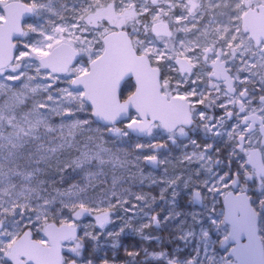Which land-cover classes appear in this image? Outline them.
Returning a JSON list of instances; mask_svg holds the SVG:
<instances>
[{
	"label": "rangeland",
	"instance_id": "374dc122",
	"mask_svg": "<svg viewBox=\"0 0 264 264\" xmlns=\"http://www.w3.org/2000/svg\"><path fill=\"white\" fill-rule=\"evenodd\" d=\"M6 1L0 0V18ZM25 1L33 5L34 12L16 43L18 49L27 46L30 50L25 55L17 51L13 63L0 69L4 77L0 78V226L11 230L18 220L14 213L23 212L35 218L37 227H18L13 243L27 228L49 243L48 222L69 223L68 218L77 211L107 207L109 213L98 220L78 219L80 236L63 244L64 251H71L75 259L65 255V264H104L95 256L105 258L107 264H168V259L186 264L197 256L201 264H224L227 249L220 243L230 226L218 221L223 220V198L231 187L221 186L219 195L202 191L203 204L196 205L192 185L240 167L239 161L229 158L239 128L229 130L240 118H227V103L222 102L223 117L214 113L219 107L216 100L193 104L196 124L191 131L179 127L167 132L156 122L145 136L138 137L127 129L130 120L139 118L137 113L127 121L105 126L93 118L92 108L83 107L84 90H69L70 79L61 77L60 84L53 79L55 87L50 89L48 80L41 78L45 69L39 56L57 43L69 41L81 51L69 72L86 66L79 68V74L103 51L107 32L129 26L136 49L162 69L163 91L171 95L170 73L177 54L195 60L204 47L224 45L237 54L235 71L240 86L253 89L255 103L248 110L264 118V101H259L264 98V82L260 74L253 75L264 64V47L255 46L242 28L245 10L264 0H195L197 8L191 13L189 0ZM163 19L172 25L174 37L147 31L153 22ZM250 67L252 71H248ZM10 74L17 79H8ZM133 90L132 82L124 97ZM250 135L245 154L255 146L264 154L259 129ZM205 145L210 149L207 154ZM245 164L241 187L260 215L264 240V179L259 183L254 169L247 161ZM139 195L146 200L137 201ZM125 200L137 204L135 215L125 211ZM152 217H159V226ZM124 239L138 242L140 251L129 256L120 248ZM13 243L5 246V256ZM106 250L110 260L103 254ZM19 264L29 263L22 259Z\"/></svg>",
	"mask_w": 264,
	"mask_h": 264
},
{
	"label": "water",
	"instance_id": "95a60500",
	"mask_svg": "<svg viewBox=\"0 0 264 264\" xmlns=\"http://www.w3.org/2000/svg\"><path fill=\"white\" fill-rule=\"evenodd\" d=\"M5 19L0 21V69L13 63L18 51L16 40L24 34V22L33 12L34 7L24 0H10L4 5ZM243 29L250 32L251 37L259 45L264 40V3L257 7H249L243 14ZM151 31L156 36H172L173 29L166 20H158L152 23ZM104 49L94 58L85 72L77 74V82L83 85V97L91 104L93 118L100 124L112 126L127 121L132 113H137L139 118L130 120L127 129L135 136H145L150 127L159 122L167 132H172L179 127L187 129L195 124L191 103L182 96H169L162 90L161 69L154 65L146 53H140L136 49L131 33L128 29L120 28L107 32L103 37ZM207 51V50H206ZM80 49L69 41H61L54 45L48 53L39 56V61L45 70H51L53 74L68 73L70 68L80 58ZM75 60V64L73 61ZM184 57L178 58V63L183 70L188 65ZM213 76L219 80H225L227 89L235 92L234 79L225 65L215 66ZM131 80L134 90L126 97L118 96L120 85ZM72 83V82H71ZM77 88V87H74ZM247 93H242L245 99ZM263 100V98H262ZM243 101H239L241 107ZM259 117L256 124L251 125L249 132L259 129L264 143V124L260 121L264 118L258 113H250L242 123H251V116ZM245 146V145H244ZM247 164L251 166L259 183L264 178V154L260 147H250L247 152ZM245 193H244V192ZM237 191L231 187L223 198L224 214L229 211L233 203L241 202L244 211L235 213V219L243 222L246 229L253 233L254 241L250 250L241 259L236 258L232 250L238 247V242L228 233L229 238H223L220 247L225 249L230 246L228 256L234 264H264V241L260 234L259 213L255 208L252 198L246 190ZM245 194L248 199H244ZM225 197L228 204H225ZM196 205L203 204V197L197 199L193 195ZM231 214V213H230ZM159 226V220L154 221ZM79 228V231L77 230ZM82 230L77 224L48 222L45 233L49 243H44L36 238L31 228L25 229L15 240L6 256L13 264H19L25 259L31 264H65L64 242L76 239ZM248 242L247 234H241L240 244ZM168 264H181L174 259H168Z\"/></svg>",
	"mask_w": 264,
	"mask_h": 264
},
{
	"label": "snow or ice",
	"instance_id": "6c2138e0",
	"mask_svg": "<svg viewBox=\"0 0 264 264\" xmlns=\"http://www.w3.org/2000/svg\"><path fill=\"white\" fill-rule=\"evenodd\" d=\"M189 2L191 3V8H189L188 11H189V13H191L194 9L197 8V4L195 3V0H189ZM176 19H177V21H179L180 17L177 16ZM29 50H30V48L27 46H21L18 49V51L20 52L21 55H25L26 52ZM232 56L235 57V50H233ZM261 59L264 60V56H262ZM73 64H75V60L73 61ZM79 68H86V66L80 65ZM79 68H78L77 72H68V73H60V74H53L51 72V70H45V72L41 78L48 80V87L50 89L55 87V85L52 83L53 79H55L56 84H60V83H62L61 77H66L72 81V83L68 86L69 90L72 87H77L80 90H83V85H81L77 82V74H78ZM248 71H252V68L250 67L248 69ZM84 74H86V72ZM256 74H260L261 81L264 82V64H261L260 67L258 69H256L255 72H253V75H256ZM0 78H4V77L0 76ZM7 78L10 80L17 79L15 74H10V75H8ZM131 83H132V81L129 79V80L124 81L120 85V87L118 89V96L119 97H121V98L124 97L125 93L129 89ZM178 83H180L181 86H183V87H187V85L183 82H178ZM192 83H193V85H195L196 81L193 80ZM190 94L193 97L192 103L194 105H198V104L203 103L202 101L195 99V97L197 95L195 87H193L190 90ZM42 107H45V106H42ZM83 107L90 109L91 104L85 102L83 104ZM262 110H264V109H262ZM239 111L241 114H243L245 112L243 105H241ZM199 114L201 117H203L205 115V113L203 111H201ZM68 115H71V113H69ZM223 116H224V108L222 106L220 108V117H223ZM228 116L230 118L231 113H228ZM209 119L211 120V119H213V117H209ZM248 119H249V117L246 116L245 120H248ZM250 119H251V123L248 124L247 126L245 124L237 121V124L233 125V128L231 130H229L230 132H236L237 127L239 128V131L235 137V143L231 149V155L229 158L233 162L239 161L240 167L235 172L229 171L228 175H223L221 172H217L215 174L214 178L207 180V181H203L202 184L199 186L193 184L192 188L194 189L193 195L195 198L198 199L201 196L202 191L207 192L209 195H212V194L219 195L221 190H222L221 186L223 188L232 187L237 191H243V187H241V178L244 176V172H245L246 167H248L245 164V161L247 160V156H246L243 149H244L245 144L251 143V135H250L249 129H250L251 125L256 124L259 117H256L253 114ZM260 123L264 124V120H261ZM25 134H27V133H25ZM219 134L220 133L217 132V135H219ZM208 151H210V149L207 147V145H205V149H204L205 154H207ZM152 159H155V157H152ZM216 163L219 164L220 161H217ZM206 171L209 174L211 173V169H207ZM197 175H199V172L197 173ZM178 179L179 178H177V180ZM176 182H177L176 180L172 181V183H176ZM184 185L189 186L187 181H185ZM176 195H177L176 191H173L172 199H175ZM135 199L137 201L144 202L146 200V197L143 195H139V196H136ZM244 199H248L246 194H245ZM123 203L125 205H127V207L125 208V211L131 210V211H133V215H135V209L137 208V204L135 202H130L127 200H125ZM225 204L226 205L228 204V198L227 197H225ZM109 211H110V209L107 207H98V208H94V209L82 210V211L75 212L68 219H69V223H72V224H76L78 219L83 220V219L89 218V217H91L94 220H98L100 218L101 214L107 215L109 213ZM243 211H244V208H243L241 202L236 201L233 203V205L229 209V211L225 213V215L223 216V220L218 221L219 223H222V224L225 221H229L231 223V232L229 235L238 242V247L234 248L232 251L236 253V258L239 260L241 259V257L244 254H246L250 250V247L254 241L253 233L249 232L246 229V227L244 226L242 221L235 219V213L243 212ZM93 212L97 213V215H92ZM14 214L18 216V220L13 222L11 230H7L4 226H0V264H11L10 259L7 256H5L4 250H5V246L11 245L13 243V241L15 239V234H14L15 230L18 227L27 226V225H32L33 228L37 227V221L31 215L25 216L23 212L14 213ZM151 219L154 221H158L159 217H152ZM167 219H170V217H168ZM21 222H22V224H21ZM77 230L79 231V228ZM245 233L248 236V242L245 244H240L239 241H240L241 234H245ZM96 238H98V237H96ZM228 238H229V236H226L225 240H227ZM180 239H184V237L181 236ZM115 246L116 245H113V247H115ZM64 255L68 256L69 258L75 259V257L73 256V253L71 251L65 250ZM128 255L132 256L133 254L131 252H129ZM161 257L166 259V257L164 256L163 253L161 254ZM94 259L101 260L104 262V264H107V260L103 257L95 256ZM29 264H31V262H29ZM89 264H91V262H89ZM186 264H201V259L199 256H197L194 260L189 259L188 261H186ZM204 264H208V261H205ZM224 264H234V261L226 259Z\"/></svg>",
	"mask_w": 264,
	"mask_h": 264
},
{
	"label": "flooded vegetation",
	"instance_id": "af4514ba",
	"mask_svg": "<svg viewBox=\"0 0 264 264\" xmlns=\"http://www.w3.org/2000/svg\"><path fill=\"white\" fill-rule=\"evenodd\" d=\"M6 2H8V1H6ZM5 3L1 6L2 11H3V16H1L0 21L5 19V10H4ZM262 3H264V2H259L255 5L251 6V7H257ZM27 19L25 20V22L27 21ZM242 28H243V16H242ZM172 29H173V27H172ZM246 33H248L249 36L251 37L250 32H246ZM174 35H175V33H174V29H173L172 36H169L167 38L174 37ZM162 37H166V36H162ZM252 40H253V43L255 44V46H257V47L263 46L264 47V40H262V42L259 45L256 44V42L253 38H252ZM232 52H233L232 49H227L224 45H217V46L208 45L201 50V53L198 55V59L196 58L195 60L191 56L177 54L174 57L172 71L170 73L171 91L173 93L171 95H169V94L168 95L169 96H182V97L186 98L191 103L192 111H193V113H195L193 110L194 107H193V103H192L193 97L190 94V90L193 87H195V90L197 93L195 99L198 97V100H202V101H214V100H216L214 102H217L216 104L219 107L216 108L217 110L214 113L220 114V108L222 106V102L227 103V105H226V108H227L226 116L229 120L240 118L239 120L242 123V119L247 114L257 113L255 111L248 110L249 106L251 104L255 103V97H253L254 93L252 92L253 89L251 87H248V86H240V82H238V79L236 76V71H235L237 54L235 52V57H233ZM179 57H184L187 60V62H183L184 65H188L186 70H183L181 68V66L179 65V63H178ZM222 64L226 66L228 72L231 74L232 78L234 79L233 86L235 88V92H230L227 89V86L225 84V80H219L213 76V74L215 73V70H214L215 66L217 65V67H219V66H222ZM162 74L163 73H162V69H161V81H162ZM193 80L196 81L195 85H193V83H192ZM178 82L185 83L187 85V87L181 86V84ZM162 90H163V84H162ZM244 92L247 93V97L245 99L242 98V93H244ZM241 100L243 101V107L245 109V112L243 114L240 113V111H239L240 107L238 106V103ZM259 101L263 102L264 98H263V100H262V98L259 99ZM228 113H231L230 118L228 116ZM194 117H195V114H194ZM248 149H247V152H248ZM254 177H255V179H257L256 175H254ZM259 217H260V215H259ZM260 221H261V219L259 220V227H260ZM260 234H261V232H260ZM132 241L133 240L130 241L128 239H125L124 243H126V244L132 243V246H134L136 248L133 247V249H131L130 247H126L125 250L128 252H132V253L140 251V245L138 244V242L134 243ZM127 246H131V245L129 244ZM229 248H230V246L225 248V249H227V255H228ZM228 259H229V256H228Z\"/></svg>",
	"mask_w": 264,
	"mask_h": 264
},
{
	"label": "trees",
	"instance_id": "16d2710c",
	"mask_svg": "<svg viewBox=\"0 0 264 264\" xmlns=\"http://www.w3.org/2000/svg\"><path fill=\"white\" fill-rule=\"evenodd\" d=\"M127 29L129 30V29H130V27H129V26H127ZM147 31L150 33V32H151V29H150V28H148V29H147ZM195 124H196V123H195ZM195 124H194V126H195ZM194 126H193V127H194ZM187 130L191 131L192 129H191V128H189V129H187ZM124 240H125V239H124ZM129 244L132 246V243H128V244H126V243H124V242H121V243H120V248H122V247H123V248L125 249L126 247H130L131 249H133V247H134V246H132V247H131V246H127V245H129ZM165 244H166V245H165V246H166V248H168V249H167V251H169V247H168V246H169V244H168V243H165ZM107 246H108V245H107ZM120 248H119V251H120ZM134 248H136V247H134ZM125 251H126V250H125ZM108 252H109V251H108V250H106V251H105V253H103V254H104V256H107V257H108V259L110 260L111 258H110V255H109V253H108ZM117 255H118V254H117ZM116 259H119V258L117 257Z\"/></svg>",
	"mask_w": 264,
	"mask_h": 264
}]
</instances>
